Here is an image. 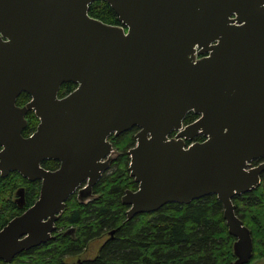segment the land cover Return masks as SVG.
<instances>
[{
  "label": "water",
  "instance_id": "1",
  "mask_svg": "<svg viewBox=\"0 0 264 264\" xmlns=\"http://www.w3.org/2000/svg\"><path fill=\"white\" fill-rule=\"evenodd\" d=\"M95 1L0 0V174L41 181L0 229V264L54 238L69 196L108 170L109 134L133 127L127 219L215 194L233 264H248L252 231L234 198L264 186V0H105L119 24L91 16ZM31 110L39 123L25 136ZM189 112L199 117L184 124Z\"/></svg>",
  "mask_w": 264,
  "mask_h": 264
},
{
  "label": "trees",
  "instance_id": "2",
  "mask_svg": "<svg viewBox=\"0 0 264 264\" xmlns=\"http://www.w3.org/2000/svg\"><path fill=\"white\" fill-rule=\"evenodd\" d=\"M89 14L107 23H120L118 15L105 0L91 3ZM75 87L72 82L64 83L59 96L68 94ZM30 98L23 92L17 104L24 105ZM194 116L196 114L189 112L185 120ZM27 118L28 124L23 131L25 136L34 132L39 123L32 110ZM135 131L132 129L120 136L124 140L121 141L124 157L99 180V198L88 205H82L77 198H70L56 223L54 238L22 251L14 258L13 264H233L235 237L229 233L223 217L224 206L215 194L189 204L168 203L155 212L127 219L128 206L122 202L121 196L126 189L136 186L129 174L126 158V150L134 142ZM261 161L254 160L253 165ZM57 165L55 160L43 163L50 169ZM262 177L264 180V174ZM39 185L38 180L32 182L17 172L0 177V229L37 200ZM19 186L27 190L23 208L12 202L14 190ZM234 203L236 213L252 231L254 255L248 264H258L264 260L263 184L236 196ZM73 225L78 227L77 236L64 235L61 229ZM111 230L115 232L114 237H109L100 246L94 259L77 261L93 239L103 238Z\"/></svg>",
  "mask_w": 264,
  "mask_h": 264
},
{
  "label": "flooded vegetation",
  "instance_id": "3",
  "mask_svg": "<svg viewBox=\"0 0 264 264\" xmlns=\"http://www.w3.org/2000/svg\"><path fill=\"white\" fill-rule=\"evenodd\" d=\"M199 116L196 115L194 116V118L192 119H188V120H185L184 119V124H188V123H191L193 121H195ZM186 118V117H185ZM132 129H136V131L134 132L133 134V138H134V142L130 145H128L127 147V150H126V153H127V168L129 169V166H130V162H131V154H130V150L136 145V133L137 131L139 130L138 127H133ZM132 129L128 130V131H131ZM128 131H124L123 133L119 134V135H116L115 132H112L109 134L108 136V140L112 143L113 145V150L104 158V160H109L110 162V165H109V168L108 170H106L103 175L107 172H109L112 168H113V165L116 164V163H121V160L122 158L124 157L123 155V147L122 146V142L124 141L123 140V137L120 138V136ZM176 131H174L171 135H174ZM33 133V132H32ZM30 135V134H29ZM119 137V139H117ZM200 139H203L201 137H198L196 140H200ZM123 140V141H122ZM122 141V142H121ZM119 142H121L120 144H118ZM190 143V141H188V144ZM118 147V148H117ZM0 150H1V146H0ZM49 160H55V159H47L45 161H49ZM43 161L42 162V166H43V163L45 162ZM58 162V165L56 166V168L54 169H50V168H46V169H49V170H56L60 167L61 165V162L59 160H55ZM44 167V166H43ZM12 172H17L18 174H20L18 171H11L9 173V175L12 173ZM129 174H130V169H129ZM102 175V176H103ZM131 176V175H130ZM0 177L1 174H0ZM7 177V176H6ZM132 177V176H131ZM2 178H5V177H2ZM102 178V177H101ZM100 178V179H101ZM133 178V177H132ZM99 179V180H100ZM134 179V178H133ZM99 180L93 184L92 186V189L90 190L89 194L87 193L85 196H82V192H85V190H83L84 188H86L88 185H89V178L86 179L85 181H82L80 183V185L77 187V189L69 196V198L67 199V202L70 198H77L79 200H81V204L82 205H88V204H91V203H94L97 198H99V191H98V188H99ZM40 182V185L39 187L41 188V181L38 180ZM135 181V180H134ZM33 182V181H32ZM136 183V186H133L132 188H129V189H132V190H136L138 188V183L135 181ZM20 187V186H19ZM19 187L16 188V190H14V193H13V196H12V202L18 206L19 208H21L16 199L19 197L18 195V189ZM39 188V190H40ZM127 190V189H126ZM125 190V191H126ZM27 190H25L26 192ZM125 191H124V194H125ZM40 192V191H39ZM124 194L121 196V199L122 197L124 196ZM39 196V194H38ZM66 202V203H67ZM128 206V205H127ZM130 206H128V209H129ZM25 210V209H24ZM143 214V213H141ZM140 215V214H138ZM137 216V215H136ZM57 223V222H56ZM64 233V235H69V236H72V237H76L77 236V232H78V227L73 225V226H67L65 227L64 229H61ZM57 232V230L55 231V233ZM115 232L114 231H108V233L105 235V237L103 238H97V239H93L87 246V248L85 249V251L83 252L82 256L80 258H78V262H81V258H84V259H94L95 256L97 255L99 249H100V246L109 238H113L114 237V234Z\"/></svg>",
  "mask_w": 264,
  "mask_h": 264
},
{
  "label": "rangeland",
  "instance_id": "4",
  "mask_svg": "<svg viewBox=\"0 0 264 264\" xmlns=\"http://www.w3.org/2000/svg\"><path fill=\"white\" fill-rule=\"evenodd\" d=\"M258 264H264V260H261Z\"/></svg>",
  "mask_w": 264,
  "mask_h": 264
}]
</instances>
